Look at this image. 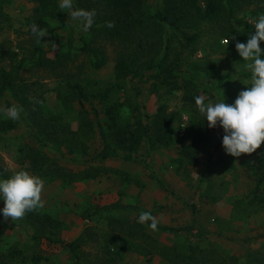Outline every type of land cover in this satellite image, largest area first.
I'll return each mask as SVG.
<instances>
[{
    "label": "rangeland",
    "instance_id": "374dc122",
    "mask_svg": "<svg viewBox=\"0 0 264 264\" xmlns=\"http://www.w3.org/2000/svg\"><path fill=\"white\" fill-rule=\"evenodd\" d=\"M138 1L127 14L104 0H73L72 10L96 12L84 31L71 10L60 9L61 0H0V107L23 108L16 121L0 112V179L26 170L44 181L43 207L22 219L5 220L0 197V264H264L260 148L240 157L227 154L223 128H209L195 104L203 96L206 104L231 105L251 87L250 61L235 44L255 33L264 0H223V16L212 21L199 19L179 0ZM170 6L181 31L146 16ZM33 23L55 33L46 31L37 43ZM182 31H199L200 38L187 45ZM85 43L105 58L102 66ZM166 51L162 68L147 67ZM77 84L87 99H80ZM105 91L107 98H100ZM111 104L133 126L145 125L147 115L152 123L172 117L173 142L152 147L143 141L133 160L92 161L102 147L95 110L104 121ZM161 106L163 113L154 116ZM142 212L171 226L195 219L211 235L195 238L190 248L186 234L139 223ZM60 241L79 242V263Z\"/></svg>",
    "mask_w": 264,
    "mask_h": 264
},
{
    "label": "clouds",
    "instance_id": "9594fccd",
    "mask_svg": "<svg viewBox=\"0 0 264 264\" xmlns=\"http://www.w3.org/2000/svg\"><path fill=\"white\" fill-rule=\"evenodd\" d=\"M60 9H69L72 20L80 21L84 31H88L95 22V10L73 9V0H61ZM255 33L250 34L246 43L236 42L235 48L244 61H250L247 67L251 70V87L241 91L234 104L224 101L215 104L205 103V97L197 96L195 104L201 115L205 116L208 127L215 128L219 123L225 135L222 145L225 152L233 157L242 154L251 155L264 144V49L260 43L264 41V15L254 22ZM33 35L37 43L47 35L36 23L32 24ZM108 28H114L115 22L108 21ZM231 39H235L233 36ZM229 43V41H227ZM34 102L35 98H32ZM7 118L12 121L20 119L23 108L13 104L11 107H0ZM44 181L31 175L26 170L14 172L9 178L0 179V197L4 201L2 214L5 220L22 219L27 212L43 207L41 199ZM138 222L157 230L159 221L150 212H142Z\"/></svg>",
    "mask_w": 264,
    "mask_h": 264
},
{
    "label": "trees",
    "instance_id": "16d2710c",
    "mask_svg": "<svg viewBox=\"0 0 264 264\" xmlns=\"http://www.w3.org/2000/svg\"><path fill=\"white\" fill-rule=\"evenodd\" d=\"M106 3L111 5L115 9L122 10L123 12H126L127 14L132 13L133 7L137 6L138 0H104ZM232 1V0H228ZM201 2L205 4V8L201 6ZM178 5L187 7L189 9H196V12L199 16V19L201 20H217L218 18L222 17L223 15V0H179ZM172 6H170V10L168 9H160V8H154L151 13L147 14V17H152L156 20H158L159 23H161L163 26L167 27L170 31H181V24H180V17L177 15H174L172 13ZM264 11V6L262 8ZM229 19L233 21L235 24L234 30L238 29L239 21L236 17H234V11L233 9H230L228 12ZM139 22L142 21V19H137ZM144 20V19H143ZM108 21H106L107 23ZM40 28L45 29L46 31L50 32L51 34L55 33V28L50 27V25L43 24L39 25ZM182 36L185 39V44L187 45H193L195 44L199 38H200V32L195 31L193 34H187L182 31ZM220 44V43H219ZM84 47L88 49L93 56L96 57V65L102 66L105 62V58L99 57L98 51L96 48L91 47L89 44L85 43ZM169 49V44L166 45V50ZM167 51L162 58L161 61H159L157 64H153V61H150L147 63V67L150 69H155V66L162 68L163 63L165 59L167 58ZM213 70V67H210V71ZM75 88L77 89V93L80 97V99H87V93L83 90V88L80 85H75ZM210 94V97L213 99V96L211 95L210 90H207ZM100 98H107L108 92H101L98 94ZM104 99V100H105ZM119 105L117 104H111L106 105L104 109V113L106 114L105 120L103 121L101 118V114L98 112V110H95V115L98 123L99 128V135L102 140V147L101 149L96 153V155L92 158V161H102V160H108L112 158H123L125 160H133V152L137 151L143 141L148 142L152 147H156V145L161 144L163 146H166L173 142L175 129L172 125V117L168 121L165 122H156L152 123L151 118L152 116L147 115V119L145 125L137 123L135 126H133V123L130 120H123L122 116L120 114ZM164 107L161 106L157 109L156 114L154 116L159 117L163 111ZM189 149V147L187 148ZM146 165L148 166L149 172L154 175L158 181V183L165 188L166 190H169L168 184L166 181L161 179L157 176L155 170L146 162ZM257 178H258V184H257V190H260L261 188H264V144L260 147V154L258 157V165H257ZM262 190V189H261ZM172 194L173 191L170 190ZM261 202H264V189L257 197ZM193 213L197 212V206L192 204L191 205ZM139 215H137V218H139ZM150 224V222L146 223ZM157 228H160L164 231H169L172 233H181L186 234L190 239V248H193V240L195 238H202L211 235V233L202 227L198 226L196 224V220L193 219V222L190 224L182 225V226H171L166 225L162 223H158ZM61 244L65 245L71 252L72 258L75 260V262L79 263L80 256L78 253V247L79 242H68L65 243L63 241H60ZM192 244V245H191ZM248 264H253L248 262Z\"/></svg>",
    "mask_w": 264,
    "mask_h": 264
},
{
    "label": "built area",
    "instance_id": "2783aa9c",
    "mask_svg": "<svg viewBox=\"0 0 264 264\" xmlns=\"http://www.w3.org/2000/svg\"><path fill=\"white\" fill-rule=\"evenodd\" d=\"M222 42H223V43H225V42H226V40H223Z\"/></svg>",
    "mask_w": 264,
    "mask_h": 264
}]
</instances>
